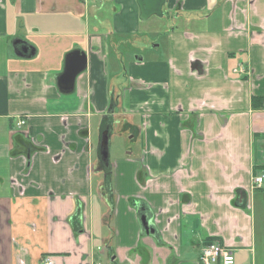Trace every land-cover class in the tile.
<instances>
[{"label": "crops", "instance_id": "0c3cea01", "mask_svg": "<svg viewBox=\"0 0 264 264\" xmlns=\"http://www.w3.org/2000/svg\"><path fill=\"white\" fill-rule=\"evenodd\" d=\"M163 11L146 58L136 0H0V264H264V0ZM107 122L136 151L105 166Z\"/></svg>", "mask_w": 264, "mask_h": 264}, {"label": "water", "instance_id": "95a60500", "mask_svg": "<svg viewBox=\"0 0 264 264\" xmlns=\"http://www.w3.org/2000/svg\"><path fill=\"white\" fill-rule=\"evenodd\" d=\"M139 7L141 21H146L152 16L162 18L164 16L163 7L166 3V0H136ZM25 54L26 49L22 50ZM87 60L85 53L74 50L69 52L65 56V65L62 74L57 78V86L59 92L63 94H70L74 91L76 78L86 70ZM108 145H109V128H106L102 131L100 136V151L99 159L105 164L108 165ZM142 211V210H141ZM141 224L145 234L148 232L153 233V229L150 228L146 220V216L142 215Z\"/></svg>", "mask_w": 264, "mask_h": 264}, {"label": "rangeland", "instance_id": "374dc122", "mask_svg": "<svg viewBox=\"0 0 264 264\" xmlns=\"http://www.w3.org/2000/svg\"><path fill=\"white\" fill-rule=\"evenodd\" d=\"M88 1L92 2L93 0H88ZM93 6H94V4H93ZM98 8H100V6H98ZM141 26L143 28L141 35L146 37L145 38L146 42L139 43L140 47L145 49L146 58H148V57L152 58L155 55L152 52V50H154L152 48L154 47V45H157V43H155L156 37L159 39V43H162L164 40L163 39L164 33L168 31L166 21L160 19L159 17L152 16L144 22L141 21ZM127 52L129 54L130 58H132L131 57L132 52L124 50L125 55L127 54ZM133 58H134V55H133ZM258 65H259V63H256V66L253 68L254 75H255L254 80L259 83L257 85H262V83L260 81H262L264 79V63H261L260 66H258ZM262 93H264V92H262ZM120 137H121V135H119V134H116V135L112 134L111 142L108 145V152H109L110 158H114V157L125 158L126 153L136 151V146L132 141L128 140L127 138H124L123 136H122L123 138L122 137L120 138ZM259 217L260 216H258V218ZM99 263L105 264L104 258H102L99 261Z\"/></svg>", "mask_w": 264, "mask_h": 264}, {"label": "built area", "instance_id": "2783aa9c", "mask_svg": "<svg viewBox=\"0 0 264 264\" xmlns=\"http://www.w3.org/2000/svg\"><path fill=\"white\" fill-rule=\"evenodd\" d=\"M264 106V102H263ZM24 122H19L18 126H22ZM255 187L261 186L263 183V176L255 177L253 180ZM200 264H235L232 251L222 246L218 242L206 243L199 256ZM43 264H52L48 258L43 259Z\"/></svg>", "mask_w": 264, "mask_h": 264}, {"label": "flooded vegetation", "instance_id": "af4514ba", "mask_svg": "<svg viewBox=\"0 0 264 264\" xmlns=\"http://www.w3.org/2000/svg\"><path fill=\"white\" fill-rule=\"evenodd\" d=\"M107 119V118H106ZM106 121V120H105ZM106 126H108V128H109V134L111 133V130H110V128L112 127L110 124H108V122L107 123H105V126L103 127V130L106 128ZM102 130V131H103ZM101 163H103L102 161H101ZM104 164V163H103Z\"/></svg>", "mask_w": 264, "mask_h": 264}, {"label": "trees", "instance_id": "16d2710c", "mask_svg": "<svg viewBox=\"0 0 264 264\" xmlns=\"http://www.w3.org/2000/svg\"><path fill=\"white\" fill-rule=\"evenodd\" d=\"M264 101V100H263ZM264 178V177H263ZM210 242H214V241H210Z\"/></svg>", "mask_w": 264, "mask_h": 264}]
</instances>
